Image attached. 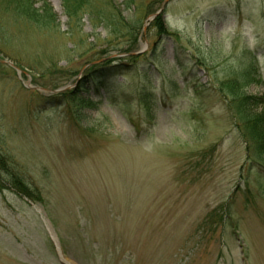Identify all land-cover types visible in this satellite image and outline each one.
Returning <instances> with one entry per match:
<instances>
[{
    "label": "rangeland",
    "instance_id": "obj_1",
    "mask_svg": "<svg viewBox=\"0 0 264 264\" xmlns=\"http://www.w3.org/2000/svg\"><path fill=\"white\" fill-rule=\"evenodd\" d=\"M32 1L58 28L17 21L0 0V157L41 200L0 173V264H264V156L247 160L244 129L214 91L236 77L264 114V86L248 75L264 82V0H170L150 22L165 0H140L148 17L90 0L98 15L80 31L62 0ZM106 5L144 17L131 54L148 58L105 79L98 98L46 103L32 76L75 91L89 58L116 57L97 19ZM142 87L158 93L147 106Z\"/></svg>",
    "mask_w": 264,
    "mask_h": 264
},
{
    "label": "trees",
    "instance_id": "obj_2",
    "mask_svg": "<svg viewBox=\"0 0 264 264\" xmlns=\"http://www.w3.org/2000/svg\"><path fill=\"white\" fill-rule=\"evenodd\" d=\"M139 1L140 0H125L123 3L124 10L130 13H140L139 11H143L141 13L143 16L145 15L144 17L152 13L151 9L140 10L138 7ZM62 2L63 13L67 18V26L70 31H80L82 21L85 17L91 18L93 15H98L95 4L90 0H62ZM1 6H3L4 12H12L17 21L25 22L27 20L29 23L31 21L37 27L43 29L58 28V17L49 4L43 3L40 7L36 8L32 0H4ZM122 13V10L120 11L119 8L111 5L110 9L107 7V9L102 11V17L97 18L109 34L107 36L108 42L114 40L119 46L116 51L113 52L116 57L111 59V57L105 55V51L97 52L101 56L92 59L89 58L88 61L85 62L83 66V75L75 80V91L64 90L59 93H51L46 97V103H65V101L69 102L70 100L80 102L90 95L98 98L99 89L105 88L103 84L105 79L122 73L123 68L127 64L128 66H133V63L138 64L140 61L148 58V52L147 54L146 52L136 55L131 54V52H134L133 46L137 42L136 28L139 26L140 20H143L144 17L140 19V16L136 18V15H134V20L129 21L123 17ZM160 21V18H158L153 22V27L157 30L158 38L163 36L162 30H165L164 26L160 24ZM122 38L126 39L124 41L126 44L125 48L120 47V43H117L118 39ZM149 64H151V62L147 63L148 66ZM40 73L42 75L43 70L40 71ZM248 75L251 82L255 81L264 86V82L261 79L259 80V77L257 78L255 75L252 77L249 73ZM35 76L36 75L32 76V83L36 87L51 92L65 87L64 83L44 82L43 80L45 79H40L41 77L35 78ZM246 89L247 85L245 82L233 77L222 81L219 89L215 88L214 91L220 94L230 117L234 119L235 122L239 123V130L244 129V135L242 134V136L248 149L247 160L254 163V161H256L254 159L258 160V158L264 156V114H253V109L260 105L262 98L249 94ZM176 91L178 92V88L176 89L175 83L171 85L169 92L162 86L160 89V97H163V95L170 96V92L173 94L172 97H174L177 93ZM34 95H38V92L35 91ZM157 96L158 93L156 88L150 87L146 89V87H142L138 91L137 98L141 103L147 106L152 100L156 99ZM10 165L11 164L4 156L0 157V173L3 172L9 176L10 187L20 196H25L33 201H40L41 196L39 192H37V190H32L20 174L18 175L11 172ZM226 217L227 215L223 216L219 214V219L221 220H225Z\"/></svg>",
    "mask_w": 264,
    "mask_h": 264
},
{
    "label": "water",
    "instance_id": "obj_3",
    "mask_svg": "<svg viewBox=\"0 0 264 264\" xmlns=\"http://www.w3.org/2000/svg\"><path fill=\"white\" fill-rule=\"evenodd\" d=\"M170 0H165L161 9L156 13V14H153L151 16H149V18L147 19V22H150L152 21V19H154L155 16L161 14V12L164 10V8L166 7V5L168 4ZM2 63H6L7 65H9L10 67H12L16 72H19L20 73V70L17 69L14 65H12L11 63L9 62H6V61H1ZM29 87V86H28Z\"/></svg>",
    "mask_w": 264,
    "mask_h": 264
},
{
    "label": "bare ground",
    "instance_id": "obj_4",
    "mask_svg": "<svg viewBox=\"0 0 264 264\" xmlns=\"http://www.w3.org/2000/svg\"><path fill=\"white\" fill-rule=\"evenodd\" d=\"M52 236L54 237V235L52 234ZM61 260L63 261V262H65V263H67V264H73V263H71V262H69L64 256H62L61 255Z\"/></svg>",
    "mask_w": 264,
    "mask_h": 264
}]
</instances>
